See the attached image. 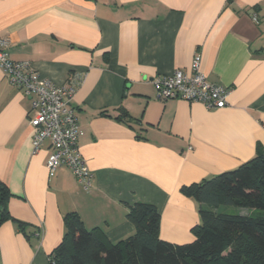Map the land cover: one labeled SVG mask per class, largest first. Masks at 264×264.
<instances>
[{"label": "crops", "instance_id": "0c3cea01", "mask_svg": "<svg viewBox=\"0 0 264 264\" xmlns=\"http://www.w3.org/2000/svg\"><path fill=\"white\" fill-rule=\"evenodd\" d=\"M0 36L11 59L75 86L92 172L85 190L69 167H47L50 141L34 149L32 99L0 68V178L13 217L0 225V264H50L73 211L118 242L135 231L136 202L157 207L162 239L188 243L200 205L182 186L264 150V0H0ZM196 53L208 81L231 86L226 107L157 98L153 79L190 72Z\"/></svg>", "mask_w": 264, "mask_h": 264}, {"label": "trees", "instance_id": "16d2710c", "mask_svg": "<svg viewBox=\"0 0 264 264\" xmlns=\"http://www.w3.org/2000/svg\"><path fill=\"white\" fill-rule=\"evenodd\" d=\"M181 190L200 205L201 220L191 229L192 241L162 239L160 212L148 202L129 206L127 217L135 231L118 242L110 241L101 227L87 228L73 211L65 215L66 232L50 253V264H264V150L237 168ZM11 196L0 178V225L13 218ZM222 205L259 213L217 211ZM20 228L26 231L22 224Z\"/></svg>", "mask_w": 264, "mask_h": 264}, {"label": "built area", "instance_id": "2783aa9c", "mask_svg": "<svg viewBox=\"0 0 264 264\" xmlns=\"http://www.w3.org/2000/svg\"><path fill=\"white\" fill-rule=\"evenodd\" d=\"M256 19V15L254 16ZM8 37L0 36V68L11 84L32 99L35 116L30 118L34 130V149L50 141L51 152L47 167L54 171L69 167L85 190L92 187V172L79 147L82 130L76 110L71 106L74 85H58L41 76L27 60L11 59ZM160 100L184 99L199 102L208 109L224 108L232 92L231 86L208 81L201 69V54L191 61L190 72L177 69L172 74L157 75L153 79ZM40 233V232H39Z\"/></svg>", "mask_w": 264, "mask_h": 264}, {"label": "rangeland", "instance_id": "374dc122", "mask_svg": "<svg viewBox=\"0 0 264 264\" xmlns=\"http://www.w3.org/2000/svg\"><path fill=\"white\" fill-rule=\"evenodd\" d=\"M220 208L222 212H227V213H237L238 210L240 209L239 207L225 206V205L220 206Z\"/></svg>", "mask_w": 264, "mask_h": 264}]
</instances>
